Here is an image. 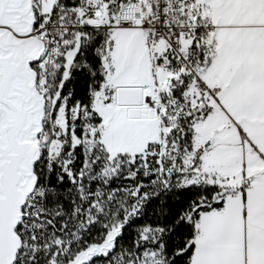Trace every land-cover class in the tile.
Listing matches in <instances>:
<instances>
[{
    "label": "snow or ice",
    "instance_id": "6c2138e0",
    "mask_svg": "<svg viewBox=\"0 0 264 264\" xmlns=\"http://www.w3.org/2000/svg\"><path fill=\"white\" fill-rule=\"evenodd\" d=\"M0 264H264V0H0Z\"/></svg>",
    "mask_w": 264,
    "mask_h": 264
}]
</instances>
